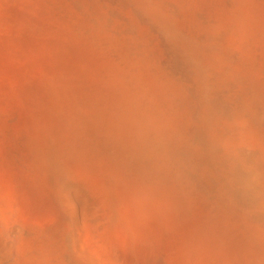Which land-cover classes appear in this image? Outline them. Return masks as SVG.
<instances>
[{
  "label": "rangeland",
  "instance_id": "obj_1",
  "mask_svg": "<svg viewBox=\"0 0 264 264\" xmlns=\"http://www.w3.org/2000/svg\"><path fill=\"white\" fill-rule=\"evenodd\" d=\"M0 264H264V0H0Z\"/></svg>",
  "mask_w": 264,
  "mask_h": 264
}]
</instances>
